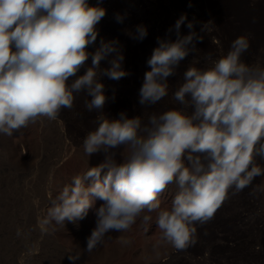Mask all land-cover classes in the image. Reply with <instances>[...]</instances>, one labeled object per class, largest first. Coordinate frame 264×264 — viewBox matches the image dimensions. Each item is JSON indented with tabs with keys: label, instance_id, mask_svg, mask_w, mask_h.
I'll use <instances>...</instances> for the list:
<instances>
[{
	"label": "clouds",
	"instance_id": "obj_1",
	"mask_svg": "<svg viewBox=\"0 0 264 264\" xmlns=\"http://www.w3.org/2000/svg\"><path fill=\"white\" fill-rule=\"evenodd\" d=\"M102 5L103 0H0V135L55 121L73 108L74 94H84L85 109L97 114L81 145L88 168L51 199L40 226L65 228L92 210L95 226L84 248L91 253L111 232H127L137 220L148 225L155 212L161 244L186 250L197 242L196 225L213 219L230 192L264 177V166L256 163L257 157L264 160V65L241 59L250 47L244 34L218 58L205 54L207 66L199 67L196 45L213 22L203 23L198 33L195 21L181 14L165 37L156 38L138 90L142 110L155 106L169 94L168 78L194 54L172 93L179 107L132 117L121 111L110 118L105 106L115 100V90L109 97L102 79L118 82L131 73L123 67L119 40L99 36L107 14ZM126 18L114 14L117 23ZM186 21L190 31L183 35ZM124 31L136 41L148 36L144 24ZM100 153L103 161L89 166ZM171 185L170 207L162 208L160 196ZM260 250L257 244L254 251Z\"/></svg>",
	"mask_w": 264,
	"mask_h": 264
},
{
	"label": "rangeland",
	"instance_id": "obj_2",
	"mask_svg": "<svg viewBox=\"0 0 264 264\" xmlns=\"http://www.w3.org/2000/svg\"><path fill=\"white\" fill-rule=\"evenodd\" d=\"M102 6L107 14L98 25L99 36L119 40L125 56L123 67L131 73L118 82L102 79L109 97L115 90V100L109 99L105 106L110 118H118L121 111L132 117L142 111L162 113L179 107L172 93L194 54L181 62L176 76L168 78L169 94L155 106L142 110L138 90L149 70L146 60L158 46L156 38L165 37L181 14L195 21L198 33L203 23L213 22L196 45L200 49L199 67L207 66L205 54L218 58L244 34L249 36L250 47L241 59L264 65V0H103ZM117 12L127 13L122 24L114 19ZM138 24L148 29L142 42L124 31H134ZM186 24L181 26L183 35L190 31ZM171 38L175 39L174 32ZM101 66L108 67L107 61ZM74 95L73 108L63 109L57 120L37 121L11 137L0 135V264H264V177H256L238 194L230 192L213 219L196 225L197 242L183 251L161 244L155 212L150 213L153 221L148 225L137 220L127 232H111L91 253L84 248L88 228L95 226L92 210L78 224L66 222L61 228L53 223L42 228L39 220L46 215L51 199L71 183L72 177L88 168L81 145L94 129L97 114L85 109L84 94ZM103 159V153L95 154L89 166ZM256 163L264 166L259 157ZM174 193L175 186L171 185L161 194L162 208L170 207ZM101 203L97 200L96 207ZM257 244L261 246L259 252L254 251Z\"/></svg>",
	"mask_w": 264,
	"mask_h": 264
},
{
	"label": "bare ground",
	"instance_id": "obj_3",
	"mask_svg": "<svg viewBox=\"0 0 264 264\" xmlns=\"http://www.w3.org/2000/svg\"><path fill=\"white\" fill-rule=\"evenodd\" d=\"M91 226V225H90ZM88 228V227H87ZM87 230V229H86ZM91 228H88V232H89V235H90V233H91ZM81 242V241H80ZM101 246V245H100ZM97 248H99V247H97ZM99 250V249H98Z\"/></svg>",
	"mask_w": 264,
	"mask_h": 264
}]
</instances>
